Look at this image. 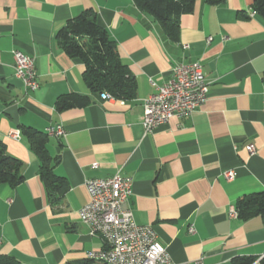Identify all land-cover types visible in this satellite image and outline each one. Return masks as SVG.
<instances>
[{"label": "crops", "instance_id": "0c3cea01", "mask_svg": "<svg viewBox=\"0 0 264 264\" xmlns=\"http://www.w3.org/2000/svg\"><path fill=\"white\" fill-rule=\"evenodd\" d=\"M253 1L197 0L172 40L133 0H0V142L22 161L24 176L15 187L0 184V255L20 264L87 260L106 244L80 217L89 199L86 180L120 172L133 184L125 207L138 224L153 227L176 262L255 257L253 264H264L263 219L231 216L238 198L264 191V19L252 14ZM87 9L136 76L134 99L92 92L85 64L62 48L59 31ZM15 50L35 59L40 86L34 91L16 75ZM179 61L201 62L209 98L147 133L144 101ZM66 94L87 95L90 102L60 112L56 102ZM57 124L65 133L50 137L47 147L68 190L49 196L41 160L21 129L47 133ZM231 170L229 181L224 173Z\"/></svg>", "mask_w": 264, "mask_h": 264}, {"label": "built area", "instance_id": "2783aa9c", "mask_svg": "<svg viewBox=\"0 0 264 264\" xmlns=\"http://www.w3.org/2000/svg\"><path fill=\"white\" fill-rule=\"evenodd\" d=\"M252 11L256 15V11ZM14 56L16 75L22 79L25 88L32 91L39 88L34 57L19 50L14 51ZM154 88L155 92L144 101L142 124L147 133L175 117L183 118L196 111L208 100L210 83L200 61H179L174 64L170 78L162 84L154 83ZM103 98L114 97L105 92ZM50 127L53 137L65 133L62 124ZM12 135L20 138L19 131ZM248 148L251 154L255 153L253 145ZM224 177L229 181L234 179V171H227ZM85 186L89 199L80 209L81 220L89 226L92 236H100L106 244L104 248L88 253L94 255V259L106 264H205L204 257L192 263L176 262L159 241L153 227L135 221L133 211L125 207L133 194L129 177L117 172L108 178L87 179ZM231 216H238L234 207ZM189 232H196L194 225H190Z\"/></svg>", "mask_w": 264, "mask_h": 264}, {"label": "trees", "instance_id": "16d2710c", "mask_svg": "<svg viewBox=\"0 0 264 264\" xmlns=\"http://www.w3.org/2000/svg\"><path fill=\"white\" fill-rule=\"evenodd\" d=\"M138 8L152 15L159 22L164 32L172 40H177L180 32L182 14L194 10L197 0H133ZM211 5L224 3L226 0H204ZM252 9L264 19V0H254ZM58 39L64 51L71 58H78L85 64L83 78L89 89L94 93L111 94L117 99L132 100L137 95L138 83L136 76L125 65L119 54L117 42L103 27L92 9L83 11L71 19L59 31ZM90 97L81 94H66L58 98L57 110L85 106ZM31 149L41 160V177L45 182L49 196L54 193L61 195L68 190V184L55 171V158L48 150L50 137L31 127H22ZM22 161L7 151L0 142V184L15 187L24 181ZM235 209L241 219L261 217L264 222V191L241 196L237 199ZM264 262V258L262 259ZM255 257L237 258L234 264H253ZM0 264H20L12 256L0 255ZM70 264H106L102 260L88 258L82 262Z\"/></svg>", "mask_w": 264, "mask_h": 264}, {"label": "bare ground", "instance_id": "6f19581e", "mask_svg": "<svg viewBox=\"0 0 264 264\" xmlns=\"http://www.w3.org/2000/svg\"><path fill=\"white\" fill-rule=\"evenodd\" d=\"M252 14H253V11H252ZM47 134L49 137H53V133H52V128L49 127L48 130H47ZM89 258L91 259H94V255H88Z\"/></svg>", "mask_w": 264, "mask_h": 264}]
</instances>
